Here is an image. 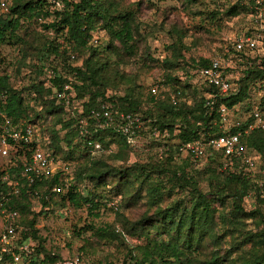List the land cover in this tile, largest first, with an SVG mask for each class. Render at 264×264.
<instances>
[{
    "label": "trees",
    "instance_id": "16d2710c",
    "mask_svg": "<svg viewBox=\"0 0 264 264\" xmlns=\"http://www.w3.org/2000/svg\"><path fill=\"white\" fill-rule=\"evenodd\" d=\"M7 1V12L0 13V45L18 47L22 67L33 76L28 77L26 87L12 88L9 75L1 71L0 109L11 130L30 125L34 135L31 144L15 145L9 160L0 165V197L9 194L3 207L15 212L11 224L19 239L29 243L36 263L53 264L62 257L57 248L45 250L36 236L35 217L68 204L85 207L91 218H97L101 210L113 212L115 226L88 225L78 229L77 236L89 233L94 242L121 246L125 240H135V245L124 247L120 264H264V198L258 187L260 172L264 173V131L254 130L243 137L242 155L225 157L216 152L193 164L178 150L194 140L242 131L254 111L264 119V33L252 51L235 50L234 39L219 40L218 54L229 61L223 74L230 86L221 94L198 73L208 66L209 57L186 56L182 29L165 24L166 16L158 28L169 38L164 46L167 56L152 59L148 48L138 53L141 31L134 7L140 6L139 1L62 0L61 8L51 11L44 0ZM207 15L226 27L238 25L235 38L256 33L248 8L239 0ZM48 18V23H38ZM246 24L247 31L241 32L239 28ZM33 25L51 36L31 33ZM101 33L106 40L98 50L92 38ZM140 57L142 65H149L147 70L158 71L159 77L148 85H161L155 96L147 92L148 87L144 93L136 74L120 69ZM58 92L68 95V106L56 98ZM252 92L260 93L254 107ZM102 106L115 123L96 130L95 114ZM219 107L243 119H228L230 128L225 131L219 128ZM119 114L137 115L143 123L133 140L146 131L155 132L165 140L162 146L168 153L127 165L134 144L118 132ZM78 120L86 122L85 135L78 134ZM37 143L62 164L81 161L67 187H61L60 172L33 185L19 175ZM93 145H99V151L93 152ZM111 146H116V152ZM250 151L255 156L250 157ZM245 158L252 162V170L244 164ZM74 180L89 183L90 188L82 194L72 184ZM54 186H60L59 193L50 191ZM115 198L119 202L107 207ZM250 198L254 207L246 209ZM35 204L38 214L32 211ZM138 207L142 213L129 219L125 213ZM90 246L91 242L84 241L74 253L84 261L104 264L88 255ZM16 254V245L7 250L0 244V264H27L23 259L13 262Z\"/></svg>",
    "mask_w": 264,
    "mask_h": 264
},
{
    "label": "rangeland",
    "instance_id": "374dc122",
    "mask_svg": "<svg viewBox=\"0 0 264 264\" xmlns=\"http://www.w3.org/2000/svg\"><path fill=\"white\" fill-rule=\"evenodd\" d=\"M49 6V11L60 9L62 0H44ZM63 1H75V0H63ZM126 4L140 2V6L136 8V20L140 27V38L137 39V45L139 46L138 53H142L145 48L150 53L152 59H162L167 56L168 51L164 48L168 45L169 38L165 33L164 29L158 28V24L166 16L165 24H174L178 28L182 29L183 32V44L188 49L186 56L192 57H213L219 56L217 49L219 48V40H233L235 39V32L238 29V25L229 24L227 27L225 24L217 21V18L210 17L207 14L223 9L225 7L234 4L235 0H195L192 4H186L182 0H124ZM50 18L45 21L38 23H48ZM219 26V28H218ZM167 27V26H165ZM243 28V29H242ZM241 32L247 31V24L240 27ZM31 33H38V35L51 36L50 32H45L39 26H31ZM36 39H39L36 34ZM93 43L98 50L102 48L105 42L104 35H94ZM95 41V42H94ZM0 72L4 71L9 75V84L12 88L26 87L29 83L28 77L30 76L28 68L22 67L20 62V52L18 47L0 45ZM44 65H47L45 63ZM229 65V63H228ZM149 65H142L141 57L139 59L128 60L126 65L120 66V69L128 75L136 74L137 83L144 87L143 91L146 93V87H148L150 80L159 77L156 69L147 70L146 67ZM31 76L33 74L31 73ZM30 76V77H31ZM42 79V77H39ZM260 97L259 92H252L250 94L252 107L257 104ZM241 121L242 116L232 117L228 113V119ZM35 132L36 128H35ZM145 135L138 137L133 140L134 148L127 156L126 164L133 162L144 163L147 161L149 156L156 157L157 155H165L168 152H160L165 147L162 143L165 140L152 137L147 132ZM38 144V143H37ZM167 148V147H166ZM112 152H116V146L109 148ZM109 151V150H108ZM11 154L8 157L0 158V165L6 163ZM255 156L253 151H250V157ZM257 162V160H255ZM112 165H118L117 162H109ZM81 161L72 163L69 165L70 174L72 171L75 172ZM78 189L82 190V194L90 188L89 183H84L80 180H74L72 183ZM118 199L115 198L112 201V205L118 203ZM111 204V203H110ZM110 204L107 205L110 206ZM254 207V201L252 198L247 199L245 202V208L251 209ZM32 211L38 214L40 209L37 204L33 205ZM142 208L138 207L132 210L128 215L129 219H134L142 213ZM115 217L113 212L110 210H101L97 218H91L87 215L85 207L73 208L71 205L65 204L64 208L54 209L52 213H48L45 216L38 214L35 217L36 236L39 237L43 242V246L46 251H50L53 248H57L60 256L63 258L74 253L79 247L82 246L84 241L91 242V246L87 247L88 255L101 263L109 264H120L123 257L125 256V248L136 244L135 240H125L124 245L103 244V242H94L89 236V233L79 234L78 229L92 225L93 227H104L107 225H114ZM2 222L0 218V231ZM248 228L250 224L248 223Z\"/></svg>",
    "mask_w": 264,
    "mask_h": 264
},
{
    "label": "built area",
    "instance_id": "2783aa9c",
    "mask_svg": "<svg viewBox=\"0 0 264 264\" xmlns=\"http://www.w3.org/2000/svg\"><path fill=\"white\" fill-rule=\"evenodd\" d=\"M239 4L248 8L250 13L251 24L253 25L256 33L251 36H240L234 39L235 50H241L246 48L252 51L257 46L256 39L264 33V1L263 0H239ZM8 10V1L0 0V13H6ZM229 61L223 60L220 56H213L209 58L208 66L199 70V76L205 80L208 84L218 89L219 93L226 94L230 88L229 82L223 74V70L227 68ZM161 85L155 83L147 88V92L151 96H155ZM56 98L63 101L65 106L69 105L68 95L63 92L56 93ZM212 103L208 104L210 106ZM217 114L220 119L221 125L219 128L228 131L230 125L228 124V112L223 107L217 109ZM118 132L124 136L128 142H133V137L138 130L143 128V123L137 115L131 114H119L118 116ZM0 158L8 157L13 152L14 146L18 144L29 145L33 141L34 130L30 125L25 126L22 130L15 131L9 128L8 120L0 109ZM94 127L96 130H104L109 128L115 123L110 111L102 106L100 111L95 114ZM77 130L79 135H85L86 122L83 120L77 121ZM254 130L264 131V119L257 112L254 111L251 115V120L245 125L242 131L235 134H224L218 137H211L202 141L194 140L182 145L178 150L188 156L189 160L193 164H197L205 157H210L213 153L220 152L223 156L228 157L230 155H242L244 148L241 144V140L244 136ZM143 132L145 130L143 129ZM147 132V131H146ZM150 136L156 137L155 132H150ZM164 138L166 134L162 135ZM10 141L12 144L7 143ZM89 144V143H87ZM99 145H93V152L99 151ZM160 152H168V148L163 147ZM244 164L249 170H252V162L245 158ZM225 165V164H224ZM60 172L61 187H67L70 180V167L68 164H62L58 159L54 158L47 149H43L36 144L33 148L29 161H25L21 165L19 175L25 180L27 185H33L35 182L41 181L44 178ZM262 179L258 183L260 189V195L264 198V173L260 172ZM1 181H6V177H2ZM16 185L15 183L13 184ZM60 186H54L51 188L52 193H59ZM14 189L12 194H15ZM7 194L6 196H8ZM0 197V218L2 222L3 232L0 235V244L4 249H12V246L16 245V249L19 254L13 255V262H18L23 259L25 263H36L37 258L31 254V248L27 241H22L17 236L12 226V222L16 218L15 212L7 211L4 209L3 204L7 201V197ZM110 206L113 207L112 204ZM115 209V208H114ZM21 255V256H20ZM37 264V263H36ZM53 264H94L84 261L77 254L65 256L61 260Z\"/></svg>",
    "mask_w": 264,
    "mask_h": 264
}]
</instances>
